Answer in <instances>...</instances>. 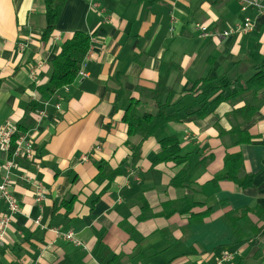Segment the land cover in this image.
I'll return each mask as SVG.
<instances>
[{"label":"crops","instance_id":"crops-1","mask_svg":"<svg viewBox=\"0 0 264 264\" xmlns=\"http://www.w3.org/2000/svg\"><path fill=\"white\" fill-rule=\"evenodd\" d=\"M45 12V0H0V130L39 100L33 87L48 82L50 62L75 32L91 36L92 46L86 77L40 100L45 115L27 139L32 158L21 151L12 159L0 145V184L9 180L19 205L0 242V264H264V103L244 125L256 141L238 147L218 128L238 124L231 114L244 103L210 105L203 118L169 124L189 163L209 161L196 166L188 188L172 186L184 165H156L157 138L132 162L127 142L140 138L129 137L124 111H116L119 92L138 100L137 88L152 90L160 79L188 112L204 99L193 91L203 79L222 86L248 76L264 59L259 10L242 11L238 0H65L47 41ZM247 18L256 23L252 32L221 36ZM198 24L217 36L202 37ZM228 153L242 155L251 187L216 180ZM186 201L195 207L187 211ZM8 213L0 195V215Z\"/></svg>","mask_w":264,"mask_h":264},{"label":"trees","instance_id":"trees-1","mask_svg":"<svg viewBox=\"0 0 264 264\" xmlns=\"http://www.w3.org/2000/svg\"><path fill=\"white\" fill-rule=\"evenodd\" d=\"M65 0H45L46 27L42 33V40L47 41L56 30L58 21L64 9ZM92 46V39L87 33L75 32L73 37L66 41L61 48L60 53L50 62L51 74L48 82L40 87H33L40 98L28 104L22 119L15 125V133L11 138L8 155L13 159L16 150L19 147L21 138L34 130L38 124V113L43 110L44 105L40 100L46 96H53L63 88L75 83L79 78V73L83 68L84 62ZM211 79H203L198 82L196 88L201 90L203 101L199 102L198 108L186 111L189 107L185 104L184 97L177 94L167 85V80L160 79L156 87L152 90L137 88L139 99L130 98L129 94L118 93L116 102V111H124L123 121L127 125L129 137H139L140 141L136 144L127 142L132 153V162L137 163L141 157L143 143L149 138H157L160 149L157 153L155 163H173L175 166L184 165L183 169L172 180V186L176 188H188L193 183V177L196 172V166L207 167L208 162L192 165L182 153L181 142L179 138L169 130V124L173 122L180 123L186 118L205 117L210 105H219L226 102L236 104L244 103L242 108L232 112V116L239 118L238 124L233 125L228 132L218 128L220 137L227 136L231 140L232 146L238 147L245 144H251L256 141V137L249 134L244 128L252 117L260 110L264 103V59L260 63L252 66L251 73L248 76L237 75L235 79L222 86H216L211 83ZM218 93V94H217ZM217 94V95H216ZM214 95L212 101H208ZM152 107L151 110H142L140 106ZM173 109V112H170ZM181 112L186 114L182 119ZM105 163H98L96 166L102 168ZM225 174L216 178V180H228L236 184L241 189L251 187L254 182V176L247 174L244 170L243 157L240 153L227 154L225 159ZM115 171L109 182L117 176ZM74 198L71 197L66 202L65 207L69 208ZM190 211L194 204L189 203ZM214 209H209L201 219L209 217Z\"/></svg>","mask_w":264,"mask_h":264},{"label":"built area","instance_id":"built-area-1","mask_svg":"<svg viewBox=\"0 0 264 264\" xmlns=\"http://www.w3.org/2000/svg\"><path fill=\"white\" fill-rule=\"evenodd\" d=\"M242 11L247 10L248 8H256L259 10V14L264 16V5H262V0H238ZM256 27V23L254 20L247 18L245 22L242 25H238L235 30H225L221 33V36L223 37H228L234 33H239V34H247L252 32ZM198 30L200 31V34L202 37H216L217 35L215 33L209 32L207 30V27L201 24L197 25ZM91 51V49H90ZM90 54V52H89ZM88 54V55H89ZM88 57V56H87ZM87 60V58H86ZM86 60L84 62V65L86 63ZM83 65V67H84ZM79 77L84 78L86 77V74L83 72V68L79 73ZM57 108L59 109V104L57 105ZM45 111L41 110L38 113L39 120L40 116H44ZM38 116H37V121H38ZM15 133V125L11 123H7L6 126H4L0 130V145H2L3 148H5L7 151L10 148V143H11V138L13 134ZM28 134L24 135L21 138V141L19 143V147L15 152V157H18L21 153V151H24L27 158L30 159L32 158V152H33V145L30 141H28ZM7 165H10V163H7ZM9 180L6 179L4 183L0 184V195L4 199V201L7 204V209H8V214L7 215H0V242H4V238H6V232L10 226V222L12 220V216L19 212V205L15 199V197L12 195V193L9 191ZM40 200V197L37 199ZM66 239L75 241L74 236L72 233L66 234L65 235ZM77 244L79 242L75 241ZM224 259L230 258V256L225 255L223 257Z\"/></svg>","mask_w":264,"mask_h":264},{"label":"rangeland","instance_id":"rangeland-1","mask_svg":"<svg viewBox=\"0 0 264 264\" xmlns=\"http://www.w3.org/2000/svg\"><path fill=\"white\" fill-rule=\"evenodd\" d=\"M193 23H194V22H192L191 25H195V24H193Z\"/></svg>","mask_w":264,"mask_h":264}]
</instances>
